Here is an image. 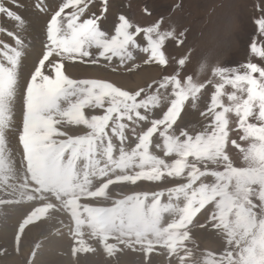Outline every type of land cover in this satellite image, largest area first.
<instances>
[{"label":"snow or ice","instance_id":"obj_1","mask_svg":"<svg viewBox=\"0 0 264 264\" xmlns=\"http://www.w3.org/2000/svg\"><path fill=\"white\" fill-rule=\"evenodd\" d=\"M22 7L21 0H0V16L20 29H0L14 41L0 49V195L9 197L0 198V205H32L18 225L17 251L26 228L59 214L56 231L63 235L67 229L74 258L97 252L98 245L107 258L125 250L147 258L162 249L168 264H264V67L248 62L240 71L201 60L190 73L195 46L179 58L168 57L167 42L182 47L187 36L164 28L163 17L144 27L118 14L108 31L103 22L109 0H61L50 15L37 0L34 7L48 15L46 42L22 79L28 55ZM142 11L151 15L146 6ZM258 25L264 35V19ZM250 50L264 59V47L253 42ZM137 52L145 54V65L162 70L161 78L146 87L124 90L66 74L67 62L111 65L114 59L119 63L113 71L131 73L139 66ZM170 61L175 64L171 73ZM201 73L207 74L205 80L199 79ZM209 86L213 91L199 111L201 124L190 127L186 109H196ZM18 91L23 99L21 167L6 145ZM73 129L84 131L73 134ZM230 147L242 163L233 161ZM165 178L181 182L151 194L112 187ZM193 227L215 230L223 251H199ZM36 249L27 264H34Z\"/></svg>","mask_w":264,"mask_h":264},{"label":"rangeland","instance_id":"obj_2","mask_svg":"<svg viewBox=\"0 0 264 264\" xmlns=\"http://www.w3.org/2000/svg\"><path fill=\"white\" fill-rule=\"evenodd\" d=\"M43 2L47 8L48 15H50L57 10L61 0H43ZM98 2L99 0H97ZM21 3L24 7L20 8L19 11L27 22L22 29L25 37L27 36V56H30L34 63L40 53L42 44L46 42L45 31L48 15L34 7L37 0H21ZM145 6L150 10L151 15L142 11ZM261 6H264V0H109V11L103 22V28L112 31L113 22L118 14H125L135 24L144 27L150 26L158 18L163 17L165 19L164 28L174 27L177 31H185L187 36L186 45L182 47H176L171 41L167 42L165 51L168 57L173 60L179 58L185 54L187 47L195 46L192 63L187 67L188 72H193L197 67V63L201 60H207L209 64L219 63L223 66L234 67L243 71L241 66L248 62H254L258 66L264 67V59L255 56L250 50V45L253 42L258 47H264V35L261 34L258 25V21L264 19V13L260 11ZM93 10L95 11L96 9ZM0 29L20 30L17 28L15 21L5 16H0ZM137 40L142 46L146 45L142 37H137ZM4 43L13 45L14 41L12 37L0 31V49H2ZM136 55V64L139 66L134 68L131 73L123 68L113 71V66L119 63L118 60L114 59L111 65L104 61H101L99 65L77 62L81 68L76 71L67 68L66 74L73 79H99L112 82L124 90H136L152 84L153 81H158L162 76L161 68L154 64L145 65L143 63L145 54L137 52ZM170 63L172 62L170 61ZM73 64L75 63L67 62V66ZM172 67H175L174 63L168 68L169 73L172 72ZM31 69V65H26L25 67L22 64V79L28 78ZM142 69L147 70L144 72L145 75L141 83L132 87V75ZM153 72H156L155 75H153ZM149 74L153 76H148ZM124 77L125 79H123ZM206 78V73L199 74L200 80H205ZM154 87L155 85H153ZM212 91L213 88L211 86L206 88L202 98L198 101L197 108L192 109L189 107L187 108L188 110L186 109L187 115L184 118L188 121L190 127L200 126L202 118L199 116V111L203 110L210 101ZM231 91V87L226 86V92ZM224 100L225 103H228L226 97H224ZM85 111L87 114H102L100 109H96L94 112L89 109ZM230 116L233 121L230 126L234 127V114H230ZM22 122L23 99L18 91L17 98L13 104L12 126L6 135L7 152L16 167H21L23 164V149L18 139L22 131ZM83 131L81 129H73L72 133L83 134ZM230 136L238 139L237 132H231ZM114 142L119 143L115 140ZM240 143L243 144L245 142ZM229 152L234 162L237 164L242 163L238 150L230 147ZM155 154L161 155L158 150ZM166 159L170 160L171 158ZM179 182L181 181L165 178L160 182L139 181L137 185H116L112 187H115L118 191L122 188L125 194L133 192L151 194L175 186ZM0 198L7 199L9 197L0 195ZM166 198L165 196L163 199L166 200ZM31 206L30 202L0 205V255L15 258L18 262L15 264H27L37 244L40 247L36 249L34 264H39V261L40 264H59L62 261H66V264H122L123 261L128 264H168L162 249L159 250V254L154 252L147 258L142 252L131 250L118 253L116 258H107L103 250L96 245L99 249L97 252L82 253L78 258H74L71 255L72 241L69 238L67 229H64V234L61 235L56 231L60 224L49 221L38 226L33 225L30 230L28 229L29 227L26 228L29 231L25 229L19 243L18 252L15 241L18 225ZM60 218L58 214L54 219L59 221ZM198 218L202 223L205 222L203 215ZM192 236L201 252L210 251L219 254L224 249V242L213 229L206 230L200 227H193ZM89 243L95 244V241H89Z\"/></svg>","mask_w":264,"mask_h":264},{"label":"bare ground","instance_id":"obj_3","mask_svg":"<svg viewBox=\"0 0 264 264\" xmlns=\"http://www.w3.org/2000/svg\"><path fill=\"white\" fill-rule=\"evenodd\" d=\"M117 5H119V4H117ZM120 7H121V5H120ZM120 10V9H119ZM118 12H122V11H118ZM27 23V22H26ZM24 28V27H23ZM26 34V33H25ZM27 37V36H26ZM30 44V43H29ZM32 51V50H31ZM34 51V50H33ZM35 54V53H34ZM30 55H32V54H30ZM32 57H33V55H32ZM23 65H25V67H26V65H31V66H33V59L30 57V56H27L25 59H24V61H23V63H22ZM67 68H69L70 70H78V68H81V67H79L78 66V64L77 63H75V64H73V65H70V66H67ZM145 70H147V69H142V70H140V71H136L135 72V74L134 75H132L133 77H132V87H135V86H137L138 84H140L141 83V81H142V78L144 77V72H145ZM83 72V71H82ZM76 73V72H75ZM155 73L156 72H153V75H155ZM152 74L150 75H148V76H153ZM147 76V75H146ZM147 76V77H148ZM127 77V76H126ZM77 78V77H76ZM129 78V77H128ZM123 79H125V77L123 78ZM121 81V80H120ZM188 110V109H187ZM188 122V121H187ZM49 222H54V223H56V224H58L59 223V221L58 220H56V219H52V220H50ZM30 227H32V226H29V230H30ZM28 229H26V230H28ZM28 230V231H29ZM158 255V254H157ZM19 257V256H18ZM157 259V258H156ZM65 260V259H64ZM155 260V259H154ZM153 260V261H154ZM17 262V260H15V258H12V257H7V256H5V255H3V256H1L0 255V263H2V264H15ZM66 261H62V262H60L59 264H66L65 263ZM68 262V261H67ZM18 263V262H17ZM151 263V262H150ZM153 263V262H152ZM37 264V263H36ZM39 264H40V261H39ZM56 264V263H55ZM58 264V263H57ZM122 264H128L126 261H123L122 262Z\"/></svg>","mask_w":264,"mask_h":264}]
</instances>
